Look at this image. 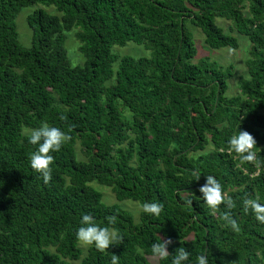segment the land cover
Returning <instances> with one entry per match:
<instances>
[{
    "label": "trees",
    "instance_id": "trees-1",
    "mask_svg": "<svg viewBox=\"0 0 264 264\" xmlns=\"http://www.w3.org/2000/svg\"><path fill=\"white\" fill-rule=\"evenodd\" d=\"M34 6L26 48L16 19ZM190 27L213 50H238L233 33L250 42L234 95V67L197 60ZM72 35L83 64L68 55ZM129 44L150 56L112 51ZM42 122L70 137L50 153L48 183L30 164ZM238 130L256 141L251 162L229 148ZM208 175L223 189L216 211L199 191ZM246 199L264 202V0H0V264H171L179 247L190 261L264 264V223ZM83 215L122 240L83 257ZM160 240L172 241L167 260L151 253Z\"/></svg>",
    "mask_w": 264,
    "mask_h": 264
},
{
    "label": "clouds",
    "instance_id": "clouds-1",
    "mask_svg": "<svg viewBox=\"0 0 264 264\" xmlns=\"http://www.w3.org/2000/svg\"><path fill=\"white\" fill-rule=\"evenodd\" d=\"M68 139L70 137L60 128L51 126L47 122H42L39 127L31 131L29 143L35 145L36 149L30 155V164L32 169L41 174L45 183L51 179L50 165L53 163V156L50 153L59 151ZM228 144L230 150L239 155L242 162H251L256 158V153L253 151L256 141L247 131L238 130L231 136ZM199 191L202 193V200L212 211H216L218 206L224 202L222 186L214 176H206V182ZM189 203L191 204L192 201L189 200ZM227 203L231 206V201ZM243 203L246 209H251L258 222L264 223V202L259 199H246ZM142 207L145 213L155 217H159L163 210V205L157 203L145 202ZM225 219H228L233 228L237 227L235 220L227 215ZM114 222L113 217L110 223ZM80 225L76 231V239L83 244L94 245L99 251H104L110 245L122 240L119 233L108 227L97 225L90 215H83ZM171 243V240H160L154 243L151 248L152 255L160 260H167L169 258L167 247ZM171 264H209V261L206 254H201L195 261H190V253L185 248L179 247L171 257Z\"/></svg>",
    "mask_w": 264,
    "mask_h": 264
},
{
    "label": "rangeland",
    "instance_id": "rangeland-1",
    "mask_svg": "<svg viewBox=\"0 0 264 264\" xmlns=\"http://www.w3.org/2000/svg\"><path fill=\"white\" fill-rule=\"evenodd\" d=\"M38 7H29L25 8L22 10V12L19 14V16L16 19V24H17V31L19 34V40L20 43L22 44L23 47L29 48L31 44V32L27 26V21L26 17L27 14L33 13ZM44 10L48 12H52L53 8H47L43 7ZM216 25L220 27H224L226 30L229 26V22H226L225 20L222 19H216L215 20ZM192 35H193V41H194V46L197 50V60L200 58H210L212 61H216L218 64L223 65V66H229L232 65L234 67V77L229 81V90H228V95H234L235 91L232 90V87L235 88L237 84L238 77L240 75L248 76L247 69L245 67V62L249 59V47H250V42L248 39L242 35H238L236 33H233L232 36H234L239 44L238 50H232L230 48H221L218 50H213L208 48L204 44V35L201 33L200 30L190 27L189 28ZM227 32V31H226ZM78 44L76 42V39H74L73 35L71 36V41L66 42V49L68 50V55L71 57L72 63L74 65L78 64H83L84 59L83 57L78 53ZM113 53H117L119 55H134L136 57H149L150 54L149 52L145 51L142 47H137L134 46L133 44H129L123 48L120 47H114L113 48ZM196 60V61H197ZM232 91V92H231ZM102 194L104 195L103 201L107 203H115L114 196L110 192L109 189L106 188H100ZM122 206L129 212L133 213L136 221L138 220V216L140 213V209L138 205L132 203V202H126L122 203ZM88 245L79 243V248L82 249L83 252V257L86 255V248ZM152 262L156 263V260H152ZM80 263L79 261H72L71 264H78Z\"/></svg>",
    "mask_w": 264,
    "mask_h": 264
}]
</instances>
